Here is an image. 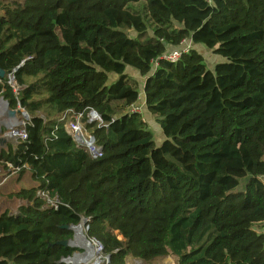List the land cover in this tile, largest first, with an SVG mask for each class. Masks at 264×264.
Here are the masks:
<instances>
[{
  "label": "trees",
  "instance_id": "1",
  "mask_svg": "<svg viewBox=\"0 0 264 264\" xmlns=\"http://www.w3.org/2000/svg\"><path fill=\"white\" fill-rule=\"evenodd\" d=\"M196 46L223 61L208 69ZM127 69L158 147L128 113ZM0 70V98L28 117L0 166L34 183L7 195L22 203L0 213V264H62L76 250L54 246L72 240L60 228L81 218L108 264H264V0H0ZM67 110L99 115L102 158L58 125ZM38 190L61 206L40 210Z\"/></svg>",
  "mask_w": 264,
  "mask_h": 264
},
{
  "label": "built area",
  "instance_id": "2",
  "mask_svg": "<svg viewBox=\"0 0 264 264\" xmlns=\"http://www.w3.org/2000/svg\"><path fill=\"white\" fill-rule=\"evenodd\" d=\"M180 45H181L180 48L171 50L161 55L159 61L158 62L155 61L153 63V70H155L158 67L159 62L174 64L177 63L182 58L183 55L189 53L190 50L189 42L183 41ZM16 70L17 69H15L13 73ZM8 85L15 93L17 92L16 84L12 75L8 77ZM15 111L19 112L18 116H20L19 120H21V124L6 129L8 133H5L3 135V139L15 140L18 144V142H24L26 140L25 125H26V121L28 120V117L19 108ZM128 113L137 114L141 116L142 107L135 105L129 110ZM92 124H95L97 126L102 125L101 118L96 112L92 110L86 112L67 110L58 119V125H60L64 130V132L69 136L75 147L87 153L91 159L96 160L102 158L103 150L100 146L96 144L94 137L87 132V126ZM21 169H24V167L15 168L12 164L5 163V171L7 172L6 173L7 176H17L20 173ZM36 193H37V197L42 201L40 210L56 211L61 206L57 198L49 196V194L46 191L38 190ZM87 223H88L87 219L81 218L79 224L74 228H78V227L82 228L86 235ZM83 239H84V243L90 246L92 257L86 261H83V259H79L78 261V259L75 260L74 257L75 255L73 254L71 257L61 259L60 263L108 264L109 259L108 257L103 255L102 246L95 240H89L87 238H83ZM75 247H76L75 249L76 251L83 250V254L86 255L88 249L84 245H79Z\"/></svg>",
  "mask_w": 264,
  "mask_h": 264
},
{
  "label": "crops",
  "instance_id": "3",
  "mask_svg": "<svg viewBox=\"0 0 264 264\" xmlns=\"http://www.w3.org/2000/svg\"><path fill=\"white\" fill-rule=\"evenodd\" d=\"M198 48H201V47H198V46L195 47L196 50ZM126 74H128L129 76L134 78L139 83V99H138V102H137L136 105L142 107V115H141L142 120L147 124V127H148L150 132H151V129H152V130H154L155 132H157L159 134L160 128L157 126V124L153 120L152 116L148 113V111H147V109L145 107L144 93H143V86H144L145 79L144 78H140L138 76V74L136 72H134L133 70H131V69H127L126 70ZM1 119L2 120L3 119L8 120L6 117L2 116L1 113H0V120ZM162 140H163V137H162L161 140H159L158 143H161ZM16 145H17V142L15 140L10 139V141H8V139H3V136L0 135V150L6 149L7 147H16ZM6 173L7 172L0 166V194H2L3 196H4L5 193L10 194V193L17 192L18 190H20L19 186L21 185V182H18V180L14 179L13 177H7L6 178L5 177V176H7ZM28 185H30L29 188L32 187V186L34 187V183H30ZM4 190H6V191H4ZM2 191H3V193H2ZM14 202L17 204V206H20V204L22 203L21 201H18V200H14V199L11 200V199H8L7 197L2 198L0 196V209H2V211L0 213L5 212V211H7L8 213H11L12 211L6 205V203L13 204ZM126 260H129V261L133 260L134 263H126ZM135 261H136V259L126 258L125 259V264H135ZM140 262H142V261H140Z\"/></svg>",
  "mask_w": 264,
  "mask_h": 264
},
{
  "label": "rangeland",
  "instance_id": "4",
  "mask_svg": "<svg viewBox=\"0 0 264 264\" xmlns=\"http://www.w3.org/2000/svg\"><path fill=\"white\" fill-rule=\"evenodd\" d=\"M130 36H133L132 34H130ZM197 51L203 56V58H204V60H205V64H206V66H207V68L208 69H211L212 70V68H213V66L215 65V64H217V63H220V62H222L223 60L220 58V57H218V56H215V55H212L211 54V52H209V51H205L203 48H198L197 49ZM2 103V102H1ZM3 103H2V105H1V112L0 113H2V110H3ZM20 119V116H18V120ZM9 121L8 120H5V119H1L0 120V135H4L5 133H8L7 132V130L6 129H9V128H11L12 126L10 125L9 126ZM151 132H152V135H153V141H154V143H155V146H160V144L162 143H158L159 142V140H161L162 139V137H163V135H162V133H161V130L159 131V134L157 133V132H155L154 130H152L151 129ZM8 141H10V139H8ZM163 141V140H162ZM6 178L7 177H13L14 179H18L17 178V176H5ZM18 182H21V185L19 186V188L20 189H22V188H29V186L30 185H28V184H30V183H32L31 182V180H30V177H29V175L27 176V175H24L20 180H18ZM33 187V186H32ZM32 187H30V188H32ZM4 191H6V190H4ZM2 193H3V191H2ZM9 193V192H8ZM6 195H8L7 193H5L4 194V196L2 195V194H0V196L2 197V198H5V197H7ZM8 198V197H7ZM6 205L11 209V213L10 214H15V213H17V211H18V207L19 206H17V204L14 202L13 204H10V203H6ZM21 205V204H20ZM11 206V207H10ZM2 211V209H0V212ZM4 211V210H3ZM76 228H74V229H72L71 231H72V233H73V238H72V241H71V243H69L68 244V247H70V248H73V249H76V247L75 246H79V245H75L74 244V242H75V238H76V235H75V230ZM80 232H81V236H83V238H86V235H85V232L83 231V229L82 228H80ZM74 257H75V260H77L78 259V261H79V259H83V261H86V260H88V259H85L86 258V256H85V254H83V250H79V251H76L75 253H74ZM126 263H134V261L133 260H126ZM135 264H145V263H143V262H140L138 259H136V261H135ZM151 264H174V261H173V259L172 258H161V259H158V260H156V261H154V262H152Z\"/></svg>",
  "mask_w": 264,
  "mask_h": 264
},
{
  "label": "water",
  "instance_id": "5",
  "mask_svg": "<svg viewBox=\"0 0 264 264\" xmlns=\"http://www.w3.org/2000/svg\"><path fill=\"white\" fill-rule=\"evenodd\" d=\"M5 76L4 72L2 70H0V79H3ZM0 101L3 103V110H2V113L1 115L6 117L8 119L9 122H17V125H20L21 124V120H18V114L19 112L18 111H15V110H11L8 106V103L2 99H0ZM18 212L15 213V216H18ZM74 227L73 226H64V227H61L60 229L61 230H66V231H71ZM70 243L69 240L67 241H61V242H57L55 243L54 246H58V247H63V248H66L68 247V244Z\"/></svg>",
  "mask_w": 264,
  "mask_h": 264
},
{
  "label": "bare ground",
  "instance_id": "6",
  "mask_svg": "<svg viewBox=\"0 0 264 264\" xmlns=\"http://www.w3.org/2000/svg\"><path fill=\"white\" fill-rule=\"evenodd\" d=\"M1 105H2V103H1V101H0V107H1ZM1 110V109H0ZM15 126V125H17V122H15V121H13V122H10L9 123V126ZM75 235H76V240H75V242H74V244L75 245H84L87 249H88V251H87V253H86V258L85 259H90L91 257H92V253H91V249H90V246L88 245V244H85L84 243V239L82 238V236L80 235L81 234V232H80V227H78V228H76L75 230Z\"/></svg>",
  "mask_w": 264,
  "mask_h": 264
}]
</instances>
